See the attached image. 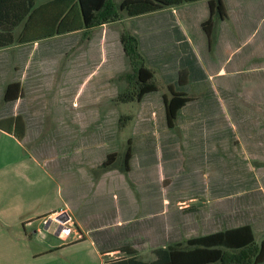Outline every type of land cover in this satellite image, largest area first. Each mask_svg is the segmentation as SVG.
<instances>
[{"label": "crops", "instance_id": "1", "mask_svg": "<svg viewBox=\"0 0 264 264\" xmlns=\"http://www.w3.org/2000/svg\"><path fill=\"white\" fill-rule=\"evenodd\" d=\"M35 1L26 15L30 0H0L5 42L0 47V137L21 151L22 141L38 131L39 122L32 118L41 106L37 95L57 71L53 64L51 74L45 73L44 63L33 61L34 45L42 39H31L46 33L40 22L48 16L44 10L32 15ZM206 2L121 18L135 39L139 65L151 74L147 85L153 90L136 99L140 84L134 76L133 86L125 80L116 95L135 107L120 116L118 122L123 117L131 122L130 133L120 151L106 154L105 159L114 155L108 167L101 168L105 159L99 160L83 180L78 170L66 176L64 195L59 180L44 174L57 191L52 202L45 198L39 217L46 226L53 224L59 244L30 254L31 260L154 264L161 251L183 249L188 240L245 225L254 235L255 213L241 214L236 199L247 195L250 201V186L262 188L257 170L264 178V0H220L224 16L214 20L207 37L201 28ZM65 45L62 51L68 50ZM13 83L19 94L4 102V89ZM127 92L131 98L135 93L132 100L123 97ZM171 102L174 116L168 124L165 105ZM55 170L69 172L68 163ZM60 225L70 232H61Z\"/></svg>", "mask_w": 264, "mask_h": 264}, {"label": "rangeland", "instance_id": "2", "mask_svg": "<svg viewBox=\"0 0 264 264\" xmlns=\"http://www.w3.org/2000/svg\"><path fill=\"white\" fill-rule=\"evenodd\" d=\"M43 1L36 0L35 8ZM120 1L109 0L118 20L98 21L74 35H56L34 45L33 61L43 62L45 73L51 74L54 65L57 71L55 77H46V85L37 95L41 106L32 118L39 127L32 140L22 141L24 151L8 147L7 140L0 137V264H44L43 260H31L30 254L59 244L53 224L46 226L39 217L45 198L52 202L57 191L45 180L46 172L59 180L64 195L65 179L76 175V170L78 180L91 175V164L104 160L109 152L120 151L129 137L131 122L124 117L121 123L118 121L132 112L135 104L123 103L120 96L116 97L126 86L125 80L130 86L134 81L132 62L119 50L121 38L129 35L127 22H120L126 16L118 9ZM64 45L69 46L68 50L62 51ZM126 68L129 70L122 72ZM124 73L130 78L124 79ZM67 163L69 172L55 170ZM257 171L262 188L252 191L250 186V201L247 195L236 199L240 201L241 214L255 213L251 221L254 242L249 250L264 239V178Z\"/></svg>", "mask_w": 264, "mask_h": 264}, {"label": "trees", "instance_id": "3", "mask_svg": "<svg viewBox=\"0 0 264 264\" xmlns=\"http://www.w3.org/2000/svg\"><path fill=\"white\" fill-rule=\"evenodd\" d=\"M194 1L197 0H121L118 4V9L123 11L128 17H134L155 12L164 7ZM206 4L208 15L202 22L201 28L207 37L214 20L224 16V13L220 0H207ZM32 7L33 0H30L29 4H27L26 15L29 13V8ZM42 10L46 13L48 12L46 19L41 16L42 20L40 22L47 31L41 37H33L32 41L83 28L88 29L97 24L98 21L105 23L119 19L118 15L114 14L109 0H52L44 6L34 9L32 15H36ZM76 11L77 16H75ZM11 42L12 39H9L8 43ZM4 44V40L0 39V47ZM121 44L123 52L129 56L128 58L132 62L134 76L140 84L136 93V99H138L142 94L153 90L151 86L147 85L151 74L139 65V58L135 51V39L125 35V37L121 38ZM124 78L129 79L130 77L129 75H124ZM19 90L17 83L7 85L4 89L3 101L13 102L18 96ZM134 94L133 97L135 96ZM123 97L128 100L133 99L130 92L125 93ZM165 114L169 124L174 116V104L172 102L165 105ZM14 122L18 125L21 123V119L15 117ZM12 133L16 138H21L18 132ZM113 157L114 155H108L101 164V168L108 167ZM127 157L128 155L125 154L124 158L126 159ZM251 244H253L252 232L249 226L245 225L188 240L183 249L178 246L168 248L166 251H161V256L154 264H260L264 260V240L260 241L254 249L249 250L248 247ZM130 254H134L133 251Z\"/></svg>", "mask_w": 264, "mask_h": 264}, {"label": "built area", "instance_id": "4", "mask_svg": "<svg viewBox=\"0 0 264 264\" xmlns=\"http://www.w3.org/2000/svg\"><path fill=\"white\" fill-rule=\"evenodd\" d=\"M60 230L61 232H64L66 235L70 232V229L69 228H66L62 225H60Z\"/></svg>", "mask_w": 264, "mask_h": 264}, {"label": "water", "instance_id": "5", "mask_svg": "<svg viewBox=\"0 0 264 264\" xmlns=\"http://www.w3.org/2000/svg\"><path fill=\"white\" fill-rule=\"evenodd\" d=\"M59 220H60L59 217L55 219V221H59Z\"/></svg>", "mask_w": 264, "mask_h": 264}]
</instances>
